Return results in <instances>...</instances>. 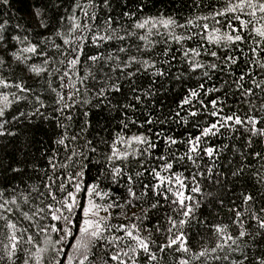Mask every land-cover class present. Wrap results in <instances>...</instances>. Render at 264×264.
<instances>
[{
  "label": "snow or ice",
  "instance_id": "6c2138e0",
  "mask_svg": "<svg viewBox=\"0 0 264 264\" xmlns=\"http://www.w3.org/2000/svg\"><path fill=\"white\" fill-rule=\"evenodd\" d=\"M147 7L0 0V264H264V0Z\"/></svg>",
  "mask_w": 264,
  "mask_h": 264
},
{
  "label": "trees",
  "instance_id": "16d2710c",
  "mask_svg": "<svg viewBox=\"0 0 264 264\" xmlns=\"http://www.w3.org/2000/svg\"><path fill=\"white\" fill-rule=\"evenodd\" d=\"M182 3H184V0H148L146 14L155 13L159 9L161 11H165L166 14L175 12L181 16H186L188 14V8L181 7ZM153 4H155V7H153ZM14 7H16L15 4ZM177 131H182V129H177Z\"/></svg>",
  "mask_w": 264,
  "mask_h": 264
}]
</instances>
